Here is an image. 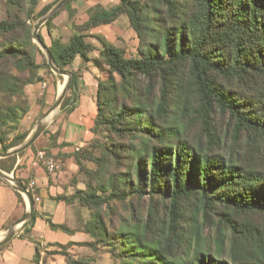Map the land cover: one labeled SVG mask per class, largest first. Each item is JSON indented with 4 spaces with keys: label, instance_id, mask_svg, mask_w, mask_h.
Returning <instances> with one entry per match:
<instances>
[{
    "label": "trees",
    "instance_id": "1",
    "mask_svg": "<svg viewBox=\"0 0 264 264\" xmlns=\"http://www.w3.org/2000/svg\"><path fill=\"white\" fill-rule=\"evenodd\" d=\"M70 1L44 23L49 35L61 11L72 16ZM9 3L15 10L0 21V98L25 102L0 107L3 152L27 137L17 135L6 143L27 112L25 88L43 81L30 21L55 5L36 12L37 0ZM122 15L137 39L134 57L99 36H93L99 48L86 41V32ZM72 30L67 41L52 40L48 51L60 71L76 57L100 71L107 68L104 79L96 78L90 131L105 133L112 148L104 150L91 140L73 154L79 171L88 176L86 188L54 200L77 201L90 211L82 232L91 240L49 244L58 248L54 253L65 264H94L73 257L68 249L74 245L106 247L113 264H264V0H119L110 10L88 9L87 21ZM93 52L97 56L91 58ZM69 74L70 96L60 109L71 114L81 76ZM215 115L227 119L225 133L238 147L229 154L218 149L222 140L212 133ZM190 122L201 127L196 140L189 138ZM50 137L56 147L57 135ZM240 138L244 147L252 144L251 162L236 154ZM97 149H103L102 156L94 154ZM81 159L95 163L102 175L91 174ZM6 160L10 171L15 155ZM146 197L158 200L148 207L145 220L130 207H124L128 217L112 220V203ZM38 217L33 208L18 236L33 243L35 263L40 248L29 233ZM44 219L52 231L78 232ZM207 224L213 226L214 238L205 247L209 236L202 228Z\"/></svg>",
    "mask_w": 264,
    "mask_h": 264
},
{
    "label": "crops",
    "instance_id": "2",
    "mask_svg": "<svg viewBox=\"0 0 264 264\" xmlns=\"http://www.w3.org/2000/svg\"><path fill=\"white\" fill-rule=\"evenodd\" d=\"M37 1L39 8L53 3V0ZM118 4L119 0H74L70 4V9L73 10L71 17H69L67 11H63L58 16L53 18V28L50 35L46 31V34L49 38V44L46 42L47 46H50L52 40L55 39H60L63 42L67 41L73 34L72 25H81L87 21L88 9L97 6L103 10H110ZM117 20L109 25L98 26L91 29L89 32L85 33L88 35L87 38L92 40L95 39L93 36H99L114 45L116 38H121L126 41L125 35L132 36L131 32L133 30L131 31L126 23L122 24L124 26L123 29L117 27ZM66 23H69V26ZM134 41L135 40H132V42ZM91 44L97 46V44H94L93 42H91ZM81 78L82 87L84 86V88H91V85H89L91 78L99 77H97L93 72L89 71L81 75ZM44 81L45 80H43L41 83L29 85L25 88L28 108L25 115L20 119L18 130L20 129V131H29V134L32 131V125L39 116L42 110L41 106L45 102L43 99L49 94V92H51L49 90L50 87H52V84H47V82ZM94 92L95 90L93 89V93ZM90 97L91 96H87L85 94L81 95V97L78 96L76 101V109L70 114V117L75 115L77 116L80 109L84 108L86 104L90 102ZM83 117L84 116H82V118ZM59 127L61 130H63L64 128L68 127V124L66 122L65 125L52 126L50 130L52 133L51 135H56L54 133H57ZM63 141L64 136L59 135L57 137L56 144L59 145V143ZM50 150L51 156L54 155L52 153H67L65 149L62 150L58 146L51 147ZM40 151L42 154H44L45 160H52L48 159V157L45 155V152L42 150L34 152L33 149H29L21 155H15V162L10 171L0 168V171L3 174L16 178L23 185L25 184L28 186L29 183H34L31 195L33 200H38L37 203H34L33 208L38 213L39 217L36 219L35 224L29 233V237L33 241L39 243V261L37 263L34 262L35 247L33 246V243L18 237L23 232V223L16 229L14 237L7 244L0 247V264H44L43 260H45V264H65L64 258L59 254H55L54 252L51 254V256L45 259L46 256L44 255L51 252L50 247L52 246L49 244L65 245L67 243L77 244L88 241V237L81 232H75L73 234L60 232L61 235H56L54 233L57 231L50 230L47 223L45 222L44 218H48L55 224H66L65 222L68 220L67 214L73 212V205H67L63 201L54 200V198L57 196L71 195V188L67 186L65 178L67 174L73 173L75 169L69 166V168L66 170L59 172H57L59 168L53 173L47 172L44 163H40L37 159V155L40 153ZM0 153H3L1 150V144ZM6 158L7 157L0 158V160H2L3 166L9 163ZM55 163L59 166L56 161ZM68 163H70V161ZM17 193L18 192L12 188L11 184L0 178V240L8 228L14 222L20 219L27 211V207L24 205V202H20L18 200ZM76 247L77 246L74 245L69 249V253L74 257H77L75 255Z\"/></svg>",
    "mask_w": 264,
    "mask_h": 264
},
{
    "label": "rangeland",
    "instance_id": "3",
    "mask_svg": "<svg viewBox=\"0 0 264 264\" xmlns=\"http://www.w3.org/2000/svg\"><path fill=\"white\" fill-rule=\"evenodd\" d=\"M10 1L11 0H0V21L6 18L7 11L9 9L15 10L13 8V6L10 5V3H9ZM58 1L59 0H53V3H51V4H54V3L56 4ZM73 1L74 0H71L70 4ZM39 9H41V8H39L37 6L36 12ZM63 11H61V13ZM41 18L42 17H37L35 15L34 19H32L30 21L31 26L34 27V25ZM49 18H50V16L48 17V19ZM44 23L42 24V26H40V28L38 30V35H40L42 37L43 44L47 48L48 46H47L46 42L49 44V38L46 34V29L44 27ZM123 23H126L128 28L132 31V29L128 25V20H127V17L125 15H122L116 21V26L123 29V27H124L122 25ZM66 24L69 26V23H66ZM67 34H68V32H67ZM131 34H132V36L125 35L126 41L121 39V38L120 39L116 38V40H115L116 41L115 45H119L121 48H123L125 50V55L128 58L134 57L136 54L137 39H136L135 33L133 31L131 32ZM132 40H135V41L132 42ZM86 41L89 43L93 42L94 44H97L98 48L100 47V45L96 39L91 40V39L87 38ZM38 48H39L40 54L37 55V62L43 66V69L41 70L40 74L42 75V79L45 80L44 82H47V84L51 83L52 87H50V90H49L51 92H49V94L43 99V101H45L44 102L45 105L43 104L41 106L42 110H41L39 116L36 118V121L33 123L32 130L35 127L36 122L41 118V116L44 114V112L47 110V108L49 106H51L53 104V102L56 100V98L60 94L62 88L64 87V85L67 81L66 75H56L55 73H53L51 71V69L49 67L46 68L44 66V62H46V54L39 46H38ZM47 50H48V48H47ZM89 56H91V58L96 57L97 52H93ZM103 69H104V71H106L107 68L104 67ZM72 71L80 74V76L83 75L84 73L90 71V72H93L100 79H104L106 77V73L104 71H100V70L96 69L92 65L91 61L84 63L79 57H76V59L73 60V62L69 66H66L63 70V72H65L67 74H69ZM50 81H52V82H50ZM89 85H91L90 86L91 88H89V87L84 88V86L82 87V82L79 83L78 96L81 97V95H84V94L87 96H91L90 102H88L84 108L80 109L79 114H77V116L75 115L73 117L72 116L70 117V114H68L66 111V110H68L67 108L60 109V107H59L46 120L47 127L44 130L45 133H42L40 135L39 139L36 140L32 145L33 146L32 149L34 150V152L38 151V150H42L45 152V155L48 157V159H52L54 162L56 161L59 164V170L57 172L62 171V170H66L67 168H69V166L75 169V171L73 173L67 174L66 178H65V180L67 182L66 183L67 186L69 188H71V191H72L71 194H73L76 190H85L86 184L89 180L87 175H85L84 173L79 171V168L76 165V161L74 159L73 154L75 152H77L78 150L86 148L91 140H97L99 145L101 147H103L104 150H109L112 148V145L110 144V141L107 140V138H106L107 135L105 133H101L99 135H93L90 131V128L93 126V119L95 117V112H96L95 102H94L95 101V92L93 93V89L96 91V89H95L96 88V78H91ZM66 96L67 97L70 96V94H68V91L66 93ZM24 102H25L24 100H12V101H10L8 98H2V99L0 98V107L5 108L9 104H11L13 106H21L22 107ZM27 105H28V101H27ZM81 114H83V115H81ZM82 116H84V117L82 118ZM66 122L68 124V127L64 128L63 130H61L59 127L57 133L55 132L54 134H56L57 137L59 135L64 136V141L59 143L60 145H57V146L60 147V149H62V150L65 149L67 151V153H60V152L57 154L52 153L54 155L51 156L50 147H52L53 142H54V140H53L54 138L50 137V135L52 134L50 132L51 127L54 125H59V126L65 125ZM227 122H228L227 119L225 117L220 116V115H215L211 120V126L213 128H215V131H213L212 133L218 132L215 135H217L222 140L219 143L218 149L221 152H223V154H229V152L234 151L235 149L238 148V147L236 148L233 146V144H232L233 141H231L230 135L225 133V131H227V124H228ZM74 123H76V124H74ZM18 128H19V123L17 125V129L7 136V141H6L7 144L12 142L14 136H17V135L19 136L21 134H26V133L29 134V131H20V129L18 130ZM190 128H191V130H190L189 138L191 140H196L197 138H199L201 136V127L199 124H197V123L194 124V123L190 122ZM29 135H27V137ZM65 140H67V141H65ZM116 142L125 143L126 141L118 139V140H116ZM239 142H240L241 147H240V149H238L236 151V154L240 155V156L243 155L244 158H250L249 161L251 162L252 157L255 155V152L252 149V144L244 147L242 138H240ZM29 149L30 148H28L22 152H26ZM102 150L103 149H97L94 152V154L96 156L100 157V156H102ZM69 161H70V163H68ZM81 162H82V165L86 168V170H88L91 174L97 175V176L102 175L101 174L102 170L100 168H98L95 165V163L87 161L85 159L84 160L81 159ZM10 165H11V163L9 162L4 166L2 165V167L4 169H7V168H9ZM64 196L69 197L70 195H64ZM21 197H22V200L24 202V205L28 208V203H27L26 198L23 195H21ZM153 200H158V199H153ZM153 200H149V198L146 197V198L139 200L138 202L136 200H132V202H130L129 204H125V205L118 204V203H112L113 210H114L112 220L114 222H117L119 216H124L123 218L128 217V212L127 213L125 212L124 207L133 208L135 210V213L137 214V216L140 219L145 220L146 215H147V209L153 203ZM37 201L34 200V203H37ZM67 205H71V206L73 205V212L67 214L68 220H67V222H65L66 224H64V225H66L71 230H76L78 232L83 233L82 232L83 226H84L85 222L90 218V211L88 209H86L85 207L80 206L77 203V201L75 203L67 204ZM156 207L161 212L162 202H158L156 204ZM202 230H203L204 237H206L207 235L209 236V238L206 237V242H204L205 247H207L208 245H212L213 244V238H214L213 226L207 224V225L203 226ZM54 234L61 235L60 232H55ZM86 236L88 237L87 240L90 241L91 239L89 238V236L88 235H86ZM88 241H85V242H88ZM85 242H80L79 244H83ZM69 249H68V252H69ZM50 250H51V252H49L47 254V256L44 255V256H46L45 259L47 257L51 256V254L53 252H57L58 248L55 246L54 247L52 246V247H50ZM75 250H76L75 255L77 256L76 258L85 259V260H88L89 262H92L94 264H113L111 259H110V256H109V253H108L106 247L98 246V248L93 249V248H90L88 246L77 245Z\"/></svg>",
    "mask_w": 264,
    "mask_h": 264
},
{
    "label": "water",
    "instance_id": "4",
    "mask_svg": "<svg viewBox=\"0 0 264 264\" xmlns=\"http://www.w3.org/2000/svg\"><path fill=\"white\" fill-rule=\"evenodd\" d=\"M70 0H59L52 8L51 10L43 16L33 27L32 30V40L34 43H36L46 54V62L51 69L53 73L56 75H66L67 76V81L61 90L60 94L56 98V100L53 102L51 106L47 108V110L44 112V114L41 116V118L36 122L35 127L31 131L30 135L15 148H12L11 150H8L7 152L0 153V158H5L13 155H17L21 153L22 151L28 149L31 147V145L37 140V138L44 132L45 128L47 127L46 120L48 117L54 113L61 105L63 99L66 96V93L68 91V86L70 82V74H67L63 71H60L56 66L54 65L53 59L47 48L44 46V44L41 42L39 35H38V30L40 26L48 19L49 16H51L55 11L60 9L66 2ZM0 178L11 184L12 188L18 192L19 194L23 195L28 203V208L27 211L24 213V215L18 219L16 222H14L6 231V233L2 236L0 240V247L7 244L15 235L16 229L28 221L31 217L33 207H34V200L32 198L31 193L27 190V188L17 179L8 176L6 174H3L0 171Z\"/></svg>",
    "mask_w": 264,
    "mask_h": 264
},
{
    "label": "built area",
    "instance_id": "5",
    "mask_svg": "<svg viewBox=\"0 0 264 264\" xmlns=\"http://www.w3.org/2000/svg\"><path fill=\"white\" fill-rule=\"evenodd\" d=\"M37 159L40 163H44L45 169L49 173H53L59 168V166L53 160H45L44 154H42L41 152L37 155ZM33 187H34V183L31 182L28 184L27 190L31 193ZM35 200L37 201V199Z\"/></svg>",
    "mask_w": 264,
    "mask_h": 264
},
{
    "label": "bare ground",
    "instance_id": "6",
    "mask_svg": "<svg viewBox=\"0 0 264 264\" xmlns=\"http://www.w3.org/2000/svg\"><path fill=\"white\" fill-rule=\"evenodd\" d=\"M63 89V88H62Z\"/></svg>",
    "mask_w": 264,
    "mask_h": 264
}]
</instances>
